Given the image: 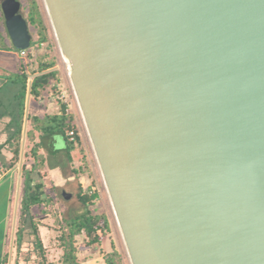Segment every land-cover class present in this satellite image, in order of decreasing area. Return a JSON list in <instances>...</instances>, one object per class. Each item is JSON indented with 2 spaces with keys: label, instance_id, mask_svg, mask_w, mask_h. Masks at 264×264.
<instances>
[{
  "label": "water",
  "instance_id": "water-1",
  "mask_svg": "<svg viewBox=\"0 0 264 264\" xmlns=\"http://www.w3.org/2000/svg\"><path fill=\"white\" fill-rule=\"evenodd\" d=\"M44 3L131 264H264V0Z\"/></svg>",
  "mask_w": 264,
  "mask_h": 264
},
{
  "label": "rangeland",
  "instance_id": "rangeland-1",
  "mask_svg": "<svg viewBox=\"0 0 264 264\" xmlns=\"http://www.w3.org/2000/svg\"><path fill=\"white\" fill-rule=\"evenodd\" d=\"M19 1L21 3V13L25 17L30 0ZM35 2L38 15L42 21L43 27L41 31L45 36V40L39 42L38 39L41 37L39 30L34 25L28 24L33 42L26 49L30 56L20 55L19 50L12 49L0 8V79H2L0 81H4L7 75L19 70L24 63L27 66V72L30 73L36 69L38 61H53L54 66L51 69L57 71L56 77L50 80L38 98L29 97L28 111L40 117L44 114L58 111L60 104L65 103L67 111L73 116V123L80 140L74 143V147L70 151V159L62 152L50 155L44 149L35 147L39 139V132L34 129L31 130L30 122H27L23 165H25V170L28 171L31 182L42 184L44 201L34 205L31 208V214L37 226L43 249L41 251L37 248L36 238L29 221H25L21 225L22 239L19 244L16 242L15 233L20 221V199L23 187V176H21L10 264H63V255L66 250L63 246L64 220L75 214L82 213L86 209L78 200L77 194L79 192L90 193V191H96L98 196L87 209H90L93 213L105 215L108 220V229L99 233L98 240L93 243L88 242L89 238L83 232L74 236L72 247L78 264H104L103 253L110 251L112 246L119 253L121 264H131L73 92L68 75V66L63 60L44 0H35ZM9 49L18 55L14 56L8 53L6 50ZM15 91V87L8 83L0 87V114L9 115L13 111L19 118L20 107L18 99L14 97ZM25 103L26 97L23 111ZM21 139L22 133L13 136L12 141L11 139L8 141L11 142L12 146L16 147L18 152L13 158V183L11 187L9 225L6 234V257L3 260V264L8 262L7 253L12 237L11 227L18 186ZM54 146L57 149L64 147V141L60 136L55 137ZM32 148H35L36 155L32 153ZM74 170L78 172L74 173ZM63 193L68 196H64Z\"/></svg>",
  "mask_w": 264,
  "mask_h": 264
},
{
  "label": "trees",
  "instance_id": "trees-1",
  "mask_svg": "<svg viewBox=\"0 0 264 264\" xmlns=\"http://www.w3.org/2000/svg\"><path fill=\"white\" fill-rule=\"evenodd\" d=\"M25 19L27 21V24H32L37 28V30H39V34H41V37H39L38 39L39 42L44 41L45 36L41 31L43 25L38 15L35 0H30ZM26 56H30V53H27V50ZM37 63L38 64L36 69L31 71L30 73L27 72V66L24 63L23 66H20L19 70L5 77L7 82L13 83L18 86L15 98L18 99L19 103L20 118L23 115L24 101L27 92V83L30 75L39 73L32 77L30 85V97L35 99L41 95L43 89L49 84L52 78L56 77L57 74L56 70L51 69L54 66L53 61L40 60ZM31 119L33 128L39 132V139L35 144V147L44 149L50 155H56L62 152L68 159H70V151L73 149L74 143L79 142L80 137L77 134L75 125L73 123V116L70 112L67 111L66 104L61 103L58 111L54 113H47L41 117L32 116ZM71 131L73 132L72 135L69 134ZM20 133L21 121L18 122L16 132L13 136L20 135ZM56 136H60L64 141V147L61 149H57L54 146ZM17 152L18 150L15 149V155ZM35 152V148H32V153L36 155ZM77 172V170H74V173ZM21 176H23V187L20 199V221L15 233L16 242L19 244L22 239L21 225L23 224V222L29 221L32 227V232L36 238V246L39 250L42 251V242L38 235L37 226L31 214V208L34 205L42 203L44 201L42 184L31 182L28 171L25 170V165L23 164ZM97 196L98 194L96 191H90V193L79 192L77 194L78 200L86 207V209L82 213L75 214L70 218L64 220L63 230L65 232V235L63 232V246L66 248V250L63 255V264H78L76 255L72 247L73 238L76 234L83 232L89 238L88 242L93 243L98 240L99 233H102L108 229V220L105 215L96 214L93 213L90 209H87ZM103 260L104 264H121L119 260V253L114 249V246H112V249L110 251L103 253Z\"/></svg>",
  "mask_w": 264,
  "mask_h": 264
},
{
  "label": "crops",
  "instance_id": "crops-1",
  "mask_svg": "<svg viewBox=\"0 0 264 264\" xmlns=\"http://www.w3.org/2000/svg\"><path fill=\"white\" fill-rule=\"evenodd\" d=\"M12 49L17 50L15 48H12ZM6 51L14 56L18 55L15 52L11 51L10 49ZM7 83L10 85H13L17 91L18 86L13 83L7 82L6 78L4 79V81H0V87H2L3 85ZM27 87H28V83H27ZM15 94H14V97H15ZM26 98H27V92H26ZM25 107H26V103H25ZM32 116H37V115L31 114L28 111L27 122L28 121L30 122L29 124H30L31 130L34 129L32 119H31ZM24 117H25V109L23 111V115L21 119H20V116L18 118V115H15L13 111H11L9 115H4L2 113L0 114V264H3V260L6 257V254H5L6 234H7L8 225H9L11 187L13 183V172H14L13 171L14 170L13 169L14 167L13 158L15 156L14 151L16 149V147L12 146L11 142H8V141L10 139L12 141V136L15 134L16 129H17V124L20 121H21V133L23 132ZM26 130H27V125H26ZM20 149H21V146H20ZM19 156H20V153H19ZM11 231H12V227H11ZM10 240L12 241V237ZM11 241H10L9 251L7 253L8 254L7 264H9V258H10V263H11V250H12Z\"/></svg>",
  "mask_w": 264,
  "mask_h": 264
},
{
  "label": "built area",
  "instance_id": "built-area-1",
  "mask_svg": "<svg viewBox=\"0 0 264 264\" xmlns=\"http://www.w3.org/2000/svg\"><path fill=\"white\" fill-rule=\"evenodd\" d=\"M19 53H20V55H26V49H23V50H19ZM72 131L69 133V134H71L72 135Z\"/></svg>",
  "mask_w": 264,
  "mask_h": 264
},
{
  "label": "bare ground",
  "instance_id": "bare-ground-1",
  "mask_svg": "<svg viewBox=\"0 0 264 264\" xmlns=\"http://www.w3.org/2000/svg\"><path fill=\"white\" fill-rule=\"evenodd\" d=\"M62 57H63V60L66 62L67 66H68V61L66 60V58H64L63 55H62ZM113 214H114V211H113ZM114 216H115V214H114ZM115 220H116V217H115ZM116 223H117V220H116ZM117 224H118V223H117Z\"/></svg>",
  "mask_w": 264,
  "mask_h": 264
}]
</instances>
